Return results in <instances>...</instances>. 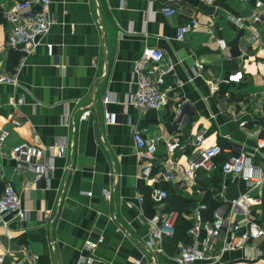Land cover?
<instances>
[{"label":"crops","instance_id":"obj_1","mask_svg":"<svg viewBox=\"0 0 264 264\" xmlns=\"http://www.w3.org/2000/svg\"><path fill=\"white\" fill-rule=\"evenodd\" d=\"M16 1L0 0V74L16 78L0 82V131L7 133L0 168L27 213L22 220L10 214L8 224H0L3 264H86L89 257L91 264H177L174 256L188 241L171 235L154 239L149 249L142 246L151 229L147 218L167 207L191 222L193 207L204 202L203 220L222 206L224 215L244 224L247 217L230 211L227 201L243 189L241 180L220 171L227 152L214 170L199 169L194 178L185 168L191 140L200 133L205 146H242L264 170V148L256 147L264 136V14L255 19L261 10L254 0H218L215 6L204 0H48L53 23L28 54L5 44L7 11ZM165 5L176 12L164 13ZM228 12L244 17L246 25L236 27ZM191 16L197 24L178 39L177 25ZM149 46L162 50L167 73L166 101L158 109L128 103L133 64ZM237 71L238 81L227 80ZM87 106L90 115L79 120ZM134 130L156 142L154 184L140 177ZM170 139L186 147L168 152ZM21 142L41 155L13 153ZM48 160L53 166L41 176L26 167ZM152 186L166 189L168 197L154 201ZM250 193L261 197L250 217L264 227V183ZM98 238L93 249L85 244ZM211 264H264V239L247 240Z\"/></svg>","mask_w":264,"mask_h":264},{"label":"built area","instance_id":"obj_2","mask_svg":"<svg viewBox=\"0 0 264 264\" xmlns=\"http://www.w3.org/2000/svg\"><path fill=\"white\" fill-rule=\"evenodd\" d=\"M204 1L215 6V2L218 0ZM47 4L48 0L16 1L13 8L8 10L6 15L7 20L10 21L5 42L6 47L12 50H21L24 54H28L41 43L42 37L47 34L53 23ZM254 6L261 10L255 15V19L258 20L264 14V3L262 0H254ZM161 10L168 14L176 12V8L169 5L163 6ZM17 11H20L23 15L22 19L15 18V12ZM227 18L238 28L246 25L244 17L232 12L227 13ZM197 22L198 19L191 16L177 25L176 37L178 39L183 38ZM254 38L255 36H253ZM218 42L222 48L225 47V41L222 38H219ZM45 44L49 50L52 48L51 43L47 42ZM24 54L21 55V60L24 58ZM162 58L163 52L158 47L149 46L143 50L141 56L133 64L132 81L135 89L128 103L141 109H158L164 105L166 96L162 87L167 73L166 69L160 64ZM241 76L242 72L237 71L229 74L227 80L238 81ZM0 82L15 83L16 78L14 74L1 73ZM108 100V97L104 98L105 102ZM90 112L88 106L82 108L78 119L87 118ZM6 134V130L0 131V143L4 141ZM132 137L135 154L142 163L140 177L148 183L154 184L157 178L152 173V158L156 154V142L149 140L139 130H134ZM202 141L203 136L200 133L196 134L191 140L192 152L187 158L186 176L194 178L199 169L214 170L217 167L218 156L227 152L224 160L219 164L221 173L230 176L232 179H239L243 183V189L239 194L229 197L227 200L230 211L240 212L247 218L244 224H241L239 221L224 215L222 206H220L214 211V215L210 220H203L202 210L206 208V204L204 202L197 203L191 211V224L186 231L189 241L180 245L177 254L174 256L177 264H211L213 261L218 260L225 251L243 247L247 240L264 239L263 225L257 219L250 217L252 205L261 201L259 195L251 194L250 191L264 183V170L242 146L236 147L235 150H225L218 143L205 146ZM165 146L168 152L186 147L185 144L176 139L166 140ZM256 147L264 148V136L256 139ZM11 151L17 155L21 153L41 155V150H36L27 142L14 145ZM63 151L64 146L61 145L57 149V154L61 155ZM52 166V160H48L46 164L26 165L27 169L33 171L36 176H41L44 167L45 171H48ZM166 177H170V175L166 174ZM0 181L2 183L0 224L6 226L8 215L13 214L22 220L26 217L27 212L22 205L18 191L10 180L4 178L1 168ZM103 194L107 199L111 198L109 188H104ZM168 195L166 189L152 186L151 197L154 201L161 202ZM137 200L142 203L144 195L138 194ZM125 203L130 205L132 202L128 200ZM178 217V210L168 207L149 216L147 220L151 225V229L143 240V248L149 249L156 238L173 235ZM100 241H102L101 238L97 240L87 239L85 244L93 249ZM92 259V257L87 258L86 264H91ZM3 260L4 255L0 252V264H3ZM136 264H138V261Z\"/></svg>","mask_w":264,"mask_h":264},{"label":"trees","instance_id":"obj_3","mask_svg":"<svg viewBox=\"0 0 264 264\" xmlns=\"http://www.w3.org/2000/svg\"><path fill=\"white\" fill-rule=\"evenodd\" d=\"M222 154L221 156H223ZM223 157L225 158V155ZM224 158L221 159V162L224 160ZM169 208H173L177 210V208L175 207H169ZM178 211H179V218L177 219V222L175 225V232L173 234V237L176 239L182 238L184 241H189V237L187 236L186 231L188 227L190 226L191 222L181 215L180 209Z\"/></svg>","mask_w":264,"mask_h":264}]
</instances>
